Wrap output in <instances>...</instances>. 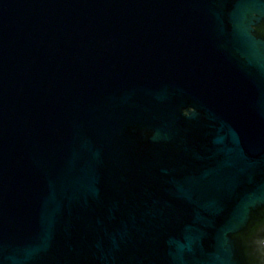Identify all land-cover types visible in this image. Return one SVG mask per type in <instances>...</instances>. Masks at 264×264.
I'll list each match as a JSON object with an SVG mask.
<instances>
[{"label":"water","instance_id":"obj_1","mask_svg":"<svg viewBox=\"0 0 264 264\" xmlns=\"http://www.w3.org/2000/svg\"><path fill=\"white\" fill-rule=\"evenodd\" d=\"M264 0H0V264H264Z\"/></svg>","mask_w":264,"mask_h":264},{"label":"flooded vegetation","instance_id":"obj_2","mask_svg":"<svg viewBox=\"0 0 264 264\" xmlns=\"http://www.w3.org/2000/svg\"><path fill=\"white\" fill-rule=\"evenodd\" d=\"M263 32H264V29H263Z\"/></svg>","mask_w":264,"mask_h":264}]
</instances>
